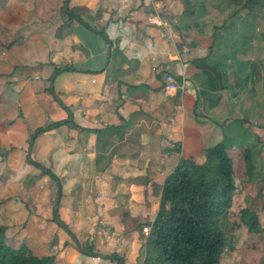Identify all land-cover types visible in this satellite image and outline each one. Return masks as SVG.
<instances>
[{
	"label": "crops",
	"instance_id": "obj_1",
	"mask_svg": "<svg viewBox=\"0 0 264 264\" xmlns=\"http://www.w3.org/2000/svg\"><path fill=\"white\" fill-rule=\"evenodd\" d=\"M62 1L0 0V129L20 114L33 130L68 120L38 136L40 142L52 136L55 144L41 142L29 157L38 165L49 157L62 197L60 218L78 243L93 238L98 257L81 254L49 218L58 263L119 264L108 258L118 253L123 264H139L159 207L156 189L179 160L201 163L205 149L229 138L233 154L248 146L236 145L234 131L243 116H264L258 87L264 61L245 56L255 37L239 47L227 39L236 27L224 25L229 14L212 6L185 17L184 0H72L82 18L101 12L96 24L106 28L108 44L78 24L56 36ZM16 62L33 68L26 79L6 76ZM55 67L69 69L49 83ZM167 74L183 85L173 96L164 91ZM49 86L64 108L45 91ZM260 119L247 120L249 144L257 148L264 138ZM84 163L91 175H81Z\"/></svg>",
	"mask_w": 264,
	"mask_h": 264
},
{
	"label": "trees",
	"instance_id": "obj_2",
	"mask_svg": "<svg viewBox=\"0 0 264 264\" xmlns=\"http://www.w3.org/2000/svg\"><path fill=\"white\" fill-rule=\"evenodd\" d=\"M71 1H62L60 9L62 25L58 27L56 36L61 37L60 32L64 28L70 30L73 24H78L110 44L106 28L96 24L101 12L97 11L94 15L88 13L82 18L75 7L71 6ZM207 1L184 0L183 15L193 17L196 11L205 9ZM227 3L235 10L239 8L250 13L255 11L264 13V0H227ZM21 38V35L15 36V39L4 47L10 50ZM68 69L69 67H55L52 77L48 80L49 83L57 74ZM32 70L33 68L16 62L13 64L12 72L6 76L11 78L15 75H24L25 77L31 74ZM245 83H247L246 80ZM45 91L51 95L53 102L60 108H64L60 98L51 91L50 86ZM193 112L195 113V108ZM67 122L68 120H59L40 125L27 139L25 143L27 149L40 134L59 128ZM239 123L245 124L247 120L239 121ZM73 126L75 129L78 128L74 124ZM259 129L264 131V126H259ZM246 136L251 134L247 132ZM236 145L240 146V143ZM233 146L234 142L229 138L205 149L202 152L204 160L201 163L182 157L162 185L157 187L156 192H159L160 198L159 207L153 221L148 225L149 233L140 264H221L225 249L228 248L233 252L238 237L240 238L242 234L262 237L264 229L256 211L247 206L240 207L236 212L233 211L236 198L246 194L244 193L246 186H252L249 181L259 177L254 166V158L259 154V149L252 144L240 147L238 158L245 164L247 174V179L244 181L239 178L235 170L232 157ZM28 162L41 170L40 175L57 182L56 176L50 170L44 171L37 163H31L29 160ZM261 194L262 190H258L257 197ZM59 195L61 197V192ZM56 206L58 209L55 208ZM50 221L73 241L77 250L80 247L81 254L98 257V254L94 252L93 244L87 243L82 246L75 239L70 228L61 220L59 202L52 209ZM32 222L30 216L28 223L32 224ZM8 230V227L0 225V264H59L55 254L39 252L44 249L41 246L44 242H38L39 246H36V242L33 244L28 237V232H26L27 240L23 241L19 247L9 244ZM64 246H67V242ZM108 258L123 264V258L118 253H113Z\"/></svg>",
	"mask_w": 264,
	"mask_h": 264
},
{
	"label": "rangeland",
	"instance_id": "obj_3",
	"mask_svg": "<svg viewBox=\"0 0 264 264\" xmlns=\"http://www.w3.org/2000/svg\"><path fill=\"white\" fill-rule=\"evenodd\" d=\"M208 6H212L211 10L214 11V13L215 11H221L229 14L227 17L228 19L223 20V24L225 25L226 23L232 22L236 27L234 31L237 34L234 36V33L230 31V37H227V39H232V41H234L233 43L238 44V47L245 42L244 40L255 37L256 46L250 50H246L245 56L254 55L257 60L264 61V13L262 11L250 13L239 8L235 10L228 5L227 0H208L206 7ZM237 13L243 16L236 18ZM216 22L220 23L221 21L218 20ZM223 40L225 39L223 38ZM218 43L222 44L225 43V41L222 43L217 41V44ZM246 48L247 47H245V49ZM262 80V84L258 86L261 92V89H264V79L262 78ZM48 111L50 112V110H46L47 114ZM243 117L248 121L252 120L254 117L255 119L261 118L259 124H264V116L260 117L247 114ZM18 119L13 122L8 121L5 127L0 129V225H4L9 229L7 232L9 244L19 247L23 241L27 240L26 232H28V237H30L33 244L35 241H40V239L44 241L41 245L44 249L39 251L40 253H52V251L54 252V250H56L55 241H57V235L54 234V229L49 225L46 219H51L54 205L59 202V207H61L62 197L59 195V187L56 185V182L48 177L40 175L41 170L28 162L29 160L31 163H35L30 157L28 158L27 152L25 153L27 146L25 145L23 148L19 147V145L24 142V139H29L35 130L32 129L31 122L25 123L21 118ZM240 125L234 131L236 133L234 141L239 143L244 141L250 145L251 141L249 144V140L246 139L249 138V136L246 135L251 126L247 123H240ZM233 128H235V126H233ZM227 133L231 135L230 131ZM41 135L42 134H40L39 137ZM39 137L32 143V153L37 151V146L39 145L41 147L44 142L50 141L51 144H55L54 138L50 136L47 137L45 141H41V145ZM7 144L8 146H6ZM262 145L258 148L259 154L255 155L254 158L255 172L260 176L249 181L250 184L252 183V186H246L244 190L246 194L236 198L233 211L236 212L242 206L253 209L259 214L264 229V138ZM239 155L240 152L239 150L237 151V149L234 150V154L232 153L235 170L239 178L246 181L247 174L245 173V164L238 158ZM40 166L44 171L50 170V159L45 154L43 155V163ZM88 166L89 165L86 163L78 166L84 170L81 172V175H91L90 170L87 169ZM258 190H262V194L261 196L259 195V197H257ZM30 216L33 221L32 224L28 223ZM83 223L86 226L87 224L89 225L87 221ZM71 232L73 233L72 230ZM50 235H52V238H50L48 243L45 242V239H48ZM73 235L75 236L74 233ZM237 235L238 234H236V236ZM75 239H78L77 236ZM87 243L94 245L93 238L87 236L81 240L80 244L85 246ZM35 245L39 246V243H35ZM141 258L143 259V256H141ZM240 263L264 264V233L262 237L242 234L240 238L238 237L233 252L228 248L225 249L221 264Z\"/></svg>",
	"mask_w": 264,
	"mask_h": 264
},
{
	"label": "built area",
	"instance_id": "obj_4",
	"mask_svg": "<svg viewBox=\"0 0 264 264\" xmlns=\"http://www.w3.org/2000/svg\"><path fill=\"white\" fill-rule=\"evenodd\" d=\"M163 82H164L165 94L169 96H173L177 94V92L183 89V85L182 86L179 85L177 81L174 79V77L170 74L164 76Z\"/></svg>",
	"mask_w": 264,
	"mask_h": 264
},
{
	"label": "water",
	"instance_id": "obj_5",
	"mask_svg": "<svg viewBox=\"0 0 264 264\" xmlns=\"http://www.w3.org/2000/svg\"><path fill=\"white\" fill-rule=\"evenodd\" d=\"M31 146H32V144L29 146V149H28V152H27V156H28V158H29V155H30ZM55 208L57 209V208H58V206H56ZM79 249H80V247H79Z\"/></svg>",
	"mask_w": 264,
	"mask_h": 264
}]
</instances>
